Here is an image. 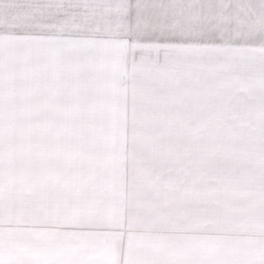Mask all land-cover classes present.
Segmentation results:
<instances>
[{
  "label": "snow or ice",
  "instance_id": "snow-or-ice-1",
  "mask_svg": "<svg viewBox=\"0 0 264 264\" xmlns=\"http://www.w3.org/2000/svg\"><path fill=\"white\" fill-rule=\"evenodd\" d=\"M0 264H264V0H0Z\"/></svg>",
  "mask_w": 264,
  "mask_h": 264
}]
</instances>
